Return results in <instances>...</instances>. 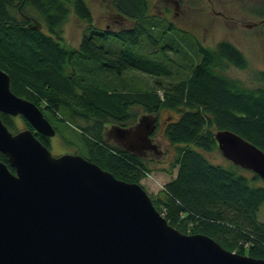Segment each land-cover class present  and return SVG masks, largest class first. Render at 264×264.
I'll list each match as a JSON object with an SVG mask.
<instances>
[{
  "label": "trees",
  "instance_id": "obj_1",
  "mask_svg": "<svg viewBox=\"0 0 264 264\" xmlns=\"http://www.w3.org/2000/svg\"><path fill=\"white\" fill-rule=\"evenodd\" d=\"M110 4L123 25L117 30L99 27L87 0H0V68L10 75L11 89L47 117L49 112L56 120L66 115L76 122L78 153L128 182L141 183L151 170L149 159L108 141V124L128 127L144 114L169 110L163 133L176 153L167 169L171 178L157 195L150 194L155 207L182 232L205 233L227 249L264 258V222L257 215L264 203V183L257 181L262 178L208 155L219 150L217 129H230L264 151V71H257L256 86L227 74L228 65L248 66L243 51L227 39L214 47L199 42L196 62L181 65L169 53L186 55L176 44L179 28L152 11L149 0ZM71 12L85 22L77 46L64 32ZM35 20L42 28L29 26ZM87 61L120 76L128 69L144 71L155 84L140 89L127 77L121 85L105 86ZM1 118L15 129L14 116ZM32 130L49 147L50 138ZM0 159L7 163L1 152Z\"/></svg>",
  "mask_w": 264,
  "mask_h": 264
},
{
  "label": "water",
  "instance_id": "obj_2",
  "mask_svg": "<svg viewBox=\"0 0 264 264\" xmlns=\"http://www.w3.org/2000/svg\"><path fill=\"white\" fill-rule=\"evenodd\" d=\"M9 76L0 68V152L7 157L0 159V264H264L208 234L173 227L140 183L80 153L53 155L29 127L9 130L1 113L21 115L48 137L56 133L36 103L13 92ZM154 122L144 115L111 131L137 153L157 147ZM215 138L228 161L264 180L262 149L230 129H217Z\"/></svg>",
  "mask_w": 264,
  "mask_h": 264
},
{
  "label": "rangeland",
  "instance_id": "obj_3",
  "mask_svg": "<svg viewBox=\"0 0 264 264\" xmlns=\"http://www.w3.org/2000/svg\"><path fill=\"white\" fill-rule=\"evenodd\" d=\"M87 1L91 6L94 21L99 27L108 26L110 29L117 30V28L123 26L121 19L112 9L110 0ZM252 1L254 0H179V2L175 3L171 0H149V3L152 11L167 17L179 28L174 32V36L177 39L176 44L186 52V55L183 56L177 52H171V50L169 53L181 65L185 62L190 63L193 59L196 62L194 49L197 48L196 46H198L199 42L204 46L214 47L220 40L227 39L238 46L248 60V66L244 69L232 64L228 65L226 68L227 74L240 78L251 86H256L258 85L257 71H264V23H259L261 15H264V0L259 2V8L262 10L254 6L255 4ZM255 10L259 12V16L256 15ZM65 22V36L71 44L77 46L80 43L79 41H81L85 22L74 12H71ZM184 57L185 60L183 59ZM86 63L87 66L94 67L90 73H96L105 86H110L111 84L121 85L124 81H127V77L129 79L133 77L130 82H133L135 87L150 88L155 84L156 78L153 75L138 69H128L122 73L123 76H120L114 70L101 65L98 61H87ZM108 74L111 75L108 79L111 78L112 80L109 83H105V78H107ZM163 80L167 81L166 78ZM47 115L53 120L54 127L58 130L49 139V149L52 154L60 156V154L64 153L78 152L81 145L79 138L81 131L77 123L66 115H64L63 120H56L49 112H47ZM160 115L161 121L172 118L170 111L166 109L161 110ZM14 124L15 129H10L14 132L18 129L27 128L26 122L21 115L14 116ZM112 124L115 123L108 124L103 136L108 141L116 143L112 136L110 137L107 134V129ZM163 132L164 126L161 123L154 132V137L156 144L164 152L159 157L157 156L158 158L149 159L148 165L151 170L141 181L151 195H157L162 186L171 178V174L167 172V169L170 167V163L176 153V145L169 143ZM208 155L213 161L220 162L226 166H232L233 164L219 150H215ZM241 171H247L248 174L252 173V171L249 172L245 168H242ZM257 181L260 184L264 183L262 179ZM257 215L258 219L264 222L263 202L258 209Z\"/></svg>",
  "mask_w": 264,
  "mask_h": 264
},
{
  "label": "flooded vegetation",
  "instance_id": "obj_4",
  "mask_svg": "<svg viewBox=\"0 0 264 264\" xmlns=\"http://www.w3.org/2000/svg\"><path fill=\"white\" fill-rule=\"evenodd\" d=\"M169 1V0H168ZM171 1H174L175 3H177V2H179V0H171ZM253 2V4H255L254 6H256V7H258V9L259 10H262L261 8H259V2H263V0H254V1H252ZM255 2V3H254ZM168 8H169V6H168ZM170 9V8H169ZM258 9H257V11H258ZM256 10L254 11L255 13H256V15L257 16H259V12H257ZM259 23H264V15H261V20H260V22ZM149 116H150V118H152L155 122V130L151 133V138H152V143L154 144H156V142H155V137H154V132L156 131V129H157V127L162 123L163 124V126L166 124V122H165V120H162L161 121V115H160V113H158V114H149ZM167 121V120H166ZM111 127L109 128V129H107V134H108V136H112V138L114 139V142H116V140H115V136L113 135L114 133H112V131H111ZM37 132V131H36ZM38 133H40V132H38ZM40 134H42V133H40ZM42 135H44V134H42ZM46 136V135H45ZM46 137H48V136H46ZM49 138V137H48ZM127 144V143H126ZM157 145V147H152V146H150V147H144V148H140V147H137V148H140L139 149V151L137 152L139 155H142V156H144V157H146V158H148V159H153V157L155 158H158L160 155H162L161 153H163L164 152V150H162L160 147H159V145L158 144H156ZM49 147H50V145H49ZM158 156V157H157Z\"/></svg>",
  "mask_w": 264,
  "mask_h": 264
}]
</instances>
